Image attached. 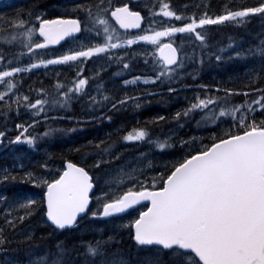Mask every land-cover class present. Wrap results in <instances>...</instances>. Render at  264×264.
I'll return each mask as SVG.
<instances>
[{
	"label": "snow or ice",
	"instance_id": "6c2138e0",
	"mask_svg": "<svg viewBox=\"0 0 264 264\" xmlns=\"http://www.w3.org/2000/svg\"><path fill=\"white\" fill-rule=\"evenodd\" d=\"M210 6L209 0H144L143 4L133 0H59L55 4L32 0L27 7L0 13V115L5 117L0 141L10 131L7 125L13 113L19 116L21 108L31 113L28 120H17V134L10 144L35 148L38 140L56 131L49 123L65 118L61 110L81 96L87 99L83 114L75 117L77 122L111 121L113 116L107 112L126 110L129 104L141 106L135 102L141 93H122L116 99L105 81L94 85L88 95L86 85L93 78L99 80L104 71L98 67L86 76L83 62L89 58L105 57L106 67L117 68L113 76L126 74L143 60V74L138 72L121 83H154L158 87L145 93L150 95L165 91V84L168 94L192 87L180 81L189 75L198 79L199 72L197 67L188 72L185 68L202 66L213 56L217 64L234 58L260 61L245 71L242 85L230 86L231 79L196 85L202 91L186 97L187 103L170 116L156 115L130 127L118 125L113 129L115 140L93 139L67 150L83 149L85 155L95 156L92 166L66 156L56 159L52 153L29 166L30 157L17 152L11 168H0V183L27 181L39 194L23 199L0 195V251H8L4 246L13 242L10 235L20 236V243L33 239L35 225L24 222L37 212L38 222L66 231L77 226L82 216L114 219L133 206L141 210L126 226L136 247L126 251L114 235L94 231V239L81 237L70 244L67 240L48 245L36 242L26 249H14L26 259L5 256L0 264H9V260L11 264H264V34L257 44L242 49L232 38L215 48L205 32L224 22L242 25L254 14L264 21V0L235 6L224 0L215 12L208 11ZM60 42L68 47L59 54L48 51ZM137 42L146 43L138 47ZM233 47L237 50L232 51ZM226 51L230 55L225 56ZM41 65H69L75 71L64 81L57 73L51 90L35 87L34 81L25 87L29 70ZM241 95L243 99L236 102ZM165 119L174 127L154 134L149 125L158 127ZM41 122L44 131L31 132ZM209 127L214 130L208 131ZM185 128L192 135L180 136ZM121 142H147L149 148L145 152L130 149L135 155L119 164L97 189L98 177L91 171L118 160L127 151L115 152ZM177 144L179 151L173 159L163 163L146 160L152 146L168 149ZM46 235L51 239L50 233Z\"/></svg>",
	"mask_w": 264,
	"mask_h": 264
},
{
	"label": "trees",
	"instance_id": "16d2710c",
	"mask_svg": "<svg viewBox=\"0 0 264 264\" xmlns=\"http://www.w3.org/2000/svg\"><path fill=\"white\" fill-rule=\"evenodd\" d=\"M32 0H0V13H8L10 10H14L20 6L27 7ZM59 0H40V3L55 4ZM134 3L143 4L144 0H133ZM176 3H185L188 0H175ZM198 2V0H196ZM232 4L239 5L241 3H251L252 0H231ZM210 7L208 8L209 12H215L219 7L224 3V0H209ZM200 10H203L201 7ZM191 11V9H189ZM259 25H264V21L261 20L258 14H254L253 18L245 21L242 25H236L233 22H224L219 25H212L205 29V32L209 34V43L213 44L215 48H219L222 44H227L229 38L237 41L240 48L246 49L249 44H257L261 38V33L257 34L256 29ZM132 34H136L130 32ZM263 34V33H262ZM146 42H137L138 47H142ZM68 44H62L59 47L49 46V52L60 53ZM133 47V46H129ZM212 49H209L211 51ZM237 49L233 47L232 51ZM225 56L230 55L229 52L224 53ZM47 58V57H45ZM25 63L30 62L24 60ZM86 64L84 74L90 76L91 72L96 71L98 67H104V71L100 74L99 80L92 79L89 85H86L88 88V95H91L95 90L94 85L98 84L100 81L106 82V87L111 89L116 96V99H120L122 93H127L129 95H135V93H141L139 100L135 101L140 103L139 108L133 107L131 104L127 106L126 110H120L117 112L109 111L106 115L113 116L111 121L109 120H97L92 122H77L75 117L82 115V108H85L84 101H86V96H81L79 99L71 102V107L67 109H62V114L65 118L51 121L49 127L54 128L56 131L49 137H46L42 140H38L36 147L32 148L24 143L9 144L8 141L14 135H16L15 124L17 120L23 122L28 120L31 117V113L26 112L25 109L21 108L19 116H16L15 113L10 117V123L7 127L10 128L8 134L3 138V144L7 145L2 151H0V168L10 167L13 165V157L17 152H24L30 157L26 163L29 166H32V162L41 161L44 159L45 155L48 153L54 154V158L59 159L66 156L67 158L73 159L74 162H80L82 165L92 166L94 165L95 156L85 155L84 151L80 152H70L67 151L70 147L74 148L76 145H83L86 141L93 139H109L115 140L117 134L113 132L118 125L127 124L129 127L139 121L140 124H144L146 120L151 119L156 115H165L170 116L176 109L184 106L187 103L186 97H191L195 93L202 91L201 88L196 87L200 84H213L218 81H227L231 79L230 86L242 85L245 80V71L252 67L253 65H259V59L252 58H234L230 60H225L217 64L215 62V57L213 56L210 60L204 63L202 66H195L189 64L185 68V72H188L190 68L197 67L199 72V78L193 79L189 75L186 79L180 81L181 85H192L189 88H182L180 91L172 94L166 92L169 85L165 84L163 87L165 91L161 92L159 95H150L145 94L149 89H156L158 86L154 83H145L143 81L129 84L127 86L122 85V81L127 79L129 76L136 75L138 72L143 74L144 62L143 60L132 65V69L129 70L126 74H118L113 76L114 73H117V68L115 66L106 67V58L100 56L96 60L89 58L88 61H84ZM255 70V69H254ZM74 67L69 65H58V66H37L36 69H30V75H26L24 78V85L27 87L33 81L35 82V87L46 86L51 90L54 80L57 78V73L59 78L64 81L67 78L71 77L74 74ZM261 71H264L262 69ZM264 83V80L261 81ZM176 87V85H172ZM33 98L35 94L33 93ZM243 99V96L236 97V102H239ZM102 110V109H101ZM52 115V113H48ZM89 115H98V112H89ZM67 117H73V119H68ZM230 120V118H228ZM5 117L0 115V124H3ZM225 127L227 125H224ZM44 123L41 122L36 127L31 129V132H43ZM153 133L167 132L168 129L173 128L174 125L169 123L167 119L160 123L157 127L156 125H149ZM70 129V131H69ZM209 127L208 131H213ZM192 135V132L185 128L179 131V135L183 136L185 134ZM9 144V145H8ZM136 148L140 152H145L149 145L147 142H144L143 145H134L131 142H121L119 146L116 147L115 152L121 151V149H126L123 155L116 160L115 162L108 163L103 165L100 168H93L91 175L93 177H98V182H94V185L97 189L104 184L107 176L112 172L117 170V166L122 164L129 156H134L135 152L130 151V149ZM179 151V145L177 144L175 148L168 149H156L154 146L151 148V153L146 154V160H153L156 163H163L165 160H171L175 157ZM113 152V155H115ZM163 153V155H161ZM19 163V161H16ZM131 165H129L130 167ZM160 169L157 167L156 171ZM12 171L20 172L19 169L13 168ZM47 175V173H45ZM145 175H148L146 172ZM34 194H39V190L32 186L27 181H9L7 184L0 183V195L6 196L9 199L18 198L23 199L30 197ZM95 195V193H93ZM92 203V202H91ZM92 207L95 208V203H92ZM2 210V208H0ZM141 209L136 207L131 210H128L126 214L116 215V218L104 220L98 219L97 217H85L80 220L77 226L70 228L68 230H59L55 229L47 223L38 222L40 213L37 212L30 221H25V224L33 223L35 225V236L32 240L20 243V236L12 237L9 236V239H12V243L5 245L4 248L8 249L7 252L0 251V262L5 259V256L8 257H18L20 259H26L23 255V252H15L14 249H26L30 245L39 242L40 245L54 244L56 240H67L70 244L73 239H80L81 237L85 240L95 238L93 235L94 231L96 235H99L102 231L103 236L114 235L116 241L119 243V246L127 250L135 249V243L131 240L130 229L126 226V222L132 219ZM51 234V239L47 238L46 234ZM42 234L45 236L42 238ZM116 243L112 247H116ZM11 264V260H9Z\"/></svg>",
	"mask_w": 264,
	"mask_h": 264
},
{
	"label": "water",
	"instance_id": "95a60500",
	"mask_svg": "<svg viewBox=\"0 0 264 264\" xmlns=\"http://www.w3.org/2000/svg\"><path fill=\"white\" fill-rule=\"evenodd\" d=\"M130 31H135V29H130ZM61 43H63V42H60L59 44H57V45H60ZM57 45H55V46H57ZM3 148V142L2 141H0V150ZM91 203V202H90ZM141 204H143V205H146L147 206V202L146 201H142V202H140ZM133 208H135V206H133ZM128 211V210H127ZM117 215V214H116ZM85 216H82L81 218H80V220L82 219V218H84ZM99 219H106V218H104V217H98ZM50 225V224H49ZM51 226V225H50ZM53 227V226H52ZM73 227V226H72ZM72 227H70V228H72ZM54 228V227H53ZM69 228V229H70Z\"/></svg>",
	"mask_w": 264,
	"mask_h": 264
},
{
	"label": "rangeland",
	"instance_id": "374dc122",
	"mask_svg": "<svg viewBox=\"0 0 264 264\" xmlns=\"http://www.w3.org/2000/svg\"><path fill=\"white\" fill-rule=\"evenodd\" d=\"M256 32H257V34H259V33H263L264 34V25H259L258 27H257V29H256ZM66 47H68V46H66ZM65 47V48H66ZM62 51V50H61ZM60 51V52H61Z\"/></svg>",
	"mask_w": 264,
	"mask_h": 264
}]
</instances>
